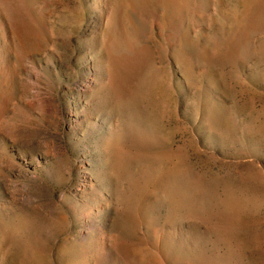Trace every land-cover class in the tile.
<instances>
[{"label":"rangeland","instance_id":"obj_1","mask_svg":"<svg viewBox=\"0 0 264 264\" xmlns=\"http://www.w3.org/2000/svg\"><path fill=\"white\" fill-rule=\"evenodd\" d=\"M0 264H264V0H0Z\"/></svg>","mask_w":264,"mask_h":264}]
</instances>
